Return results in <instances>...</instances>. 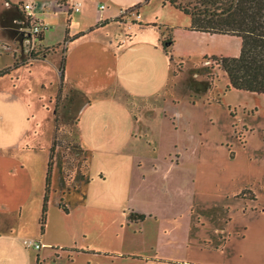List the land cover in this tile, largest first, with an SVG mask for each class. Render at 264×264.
<instances>
[{
    "label": "rangeland",
    "instance_id": "374dc122",
    "mask_svg": "<svg viewBox=\"0 0 264 264\" xmlns=\"http://www.w3.org/2000/svg\"><path fill=\"white\" fill-rule=\"evenodd\" d=\"M48 1L34 2L38 4V17L48 22L45 44L53 47H48V51L41 42L36 43V46H27L22 53L21 49H7L4 46L10 44L13 48L18 25L13 21L16 10L5 0H0V70L11 66L14 61L24 62L32 51L38 58L44 55L45 59L57 50L63 51V40L69 27L67 13H60L59 10L55 12L49 3H45ZM164 1L151 0L146 6L153 11L156 23L162 25L172 12L190 23L189 17L171 11L170 7L164 5ZM124 16L127 24L116 22L103 31L113 33L116 30L120 34L119 43H127L119 60L116 58V61L107 62L105 59L92 57L89 62L100 70L105 69L103 78L108 77V69L112 65L115 79H112L113 85L109 88H104L103 81H98L100 76L96 79L92 90L87 94L91 105L81 116V140L88 149L91 163L90 179L85 185L90 194L86 205L76 202L75 194L68 196L66 182L65 189L62 188L64 182L56 164L57 154L55 156L44 231L41 230L44 198L39 227L34 231L37 232L38 240L43 235L47 238L42 254L40 251L36 252V255H42L45 264H150L145 263L143 255L151 260L184 259L190 220L195 213V179L199 154L202 152L201 134L206 127L215 132L222 131L225 127L223 119L206 118L209 112L217 110L216 107L208 109L207 100L215 98L222 106L230 105L233 111L239 107H264V97H257L252 92L228 89L226 78L222 74L218 75L217 71V78L211 89L208 88L211 85L209 73L206 75L207 83L203 70L196 71L191 66L174 83L167 85L171 74L169 62L162 50L161 38H158L155 46H151L146 39L153 31H142V21L133 25V20H138L137 15L127 12ZM170 35L163 40H167ZM220 38L238 43L240 54V39L235 36ZM206 45L211 46L210 42ZM167 47L170 51L169 43ZM189 60L198 63L202 57H192ZM50 66L48 61L45 69L38 67L37 74H43L44 70V73H48V83H55L57 77ZM173 66L175 67L174 64ZM176 66L179 71V64ZM195 71L198 73L196 76ZM37 77H30L27 68H21L18 74L0 78V201L12 208L22 205L28 189L30 190L29 184L34 185V170L37 171L40 166L43 170H48V153L55 134L56 91L48 84V90L43 89L39 94L37 84L40 80ZM117 78L121 79L125 89L116 90ZM58 101V118L62 121L61 110L65 105L63 92ZM217 105L216 103L215 106ZM149 120L152 127L147 136L149 146L138 144L140 137L147 135L144 130L149 126ZM141 129H144L143 132ZM70 131L71 129L63 128L58 132V138L68 147V161L76 156L77 165L82 164L84 168L86 163L82 162L83 153H76V147L67 144L71 141ZM57 153L62 160L61 151ZM260 158V153L253 156L252 169L255 172L262 170ZM157 164L158 168L156 166V169H152ZM231 165L222 164L223 174L231 169ZM242 166L240 164L239 168L248 172ZM15 167H18V172L12 173ZM105 171L107 177L103 180L102 172ZM76 185L78 194L83 196L85 188L79 182ZM43 186L45 189L46 177ZM128 186L132 187L131 191ZM230 195L215 193L204 198L210 206L206 208L208 211H203V216L214 219L215 223L232 219L236 224L248 218L254 208L249 200L252 199V190H245L240 194L249 198L244 200L246 206L243 205L249 210L246 214L241 209V202H238V209L236 204L229 202L227 197ZM68 199L74 206L68 203L70 211H65L63 204ZM23 203L27 204V199ZM257 208L256 214H253L255 217H249L255 218L254 225L251 226L255 248L260 244L264 245V193ZM141 213H145V217L141 218ZM18 214L19 212L10 216L13 220L20 221ZM2 216L9 221L8 216ZM125 218L130 219V225H127ZM120 222L122 224H118ZM32 226H35L33 222L27 224V220L22 219L20 230L27 235L33 231ZM243 229L239 227L238 232H243ZM29 239L34 241V238ZM27 243L30 244V241Z\"/></svg>",
    "mask_w": 264,
    "mask_h": 264
},
{
    "label": "crops",
    "instance_id": "0c3cea01",
    "mask_svg": "<svg viewBox=\"0 0 264 264\" xmlns=\"http://www.w3.org/2000/svg\"><path fill=\"white\" fill-rule=\"evenodd\" d=\"M29 1L36 2V0L6 1L7 4L11 5V8L16 10V16H14L13 21L16 25H18L17 33L13 39L14 46L11 48L12 46L10 44L4 45L7 47V49H21L20 51L24 53L25 48H27V39L24 36L22 28L26 25L27 16L22 8V4ZM150 1L151 0H67V5H60L56 0H49L48 2H45L46 4L49 3L52 8H54L55 12L56 10H59L58 12L64 14L66 12L68 17L67 20H69V27L68 31H66L64 40L66 37L73 40L66 43L67 52L65 55L66 61L63 81L61 79L60 69L62 53L59 50L51 53L50 56L45 60H34L30 63L20 66L12 73L18 74L21 68H27V73L30 77L38 76L37 78L40 80V82L37 84L39 94L43 89L45 91L48 90V84L53 90L56 91V96L58 95L61 87L63 88L65 105L61 110L62 121H77L76 134L78 141L82 145V157H85L89 164L87 174H84L80 171V169L77 168L78 170L74 176L75 187H77L76 183L79 182V184L85 188L86 183H88L90 179L91 163L89 152L88 149L83 146L81 140V116L91 105L87 94L90 90H92V86H94V82L99 78V76L100 78L98 81H103L102 84L104 88L111 87L113 85L111 83L112 79H115L112 65H110L108 69V77L103 78L102 76L105 72V69L100 70L97 66H91L89 64L90 59L92 57H96L99 59H105L107 62H111L116 61L117 58L118 61L123 47L127 45V43L123 45L124 42H122V44L119 43L120 34L116 30L113 33L108 31L103 32L107 26L116 22H125L127 24L125 18H122V20L118 21L119 17H123L126 11L131 10V8L142 3L139 8L130 11L132 15H137L138 17V20H133L132 24L135 25L136 22L142 21V23H140L142 25L140 26V29H143L142 31H153L148 34L149 36H147L146 39L148 44H151V46H155V44H157L159 41L158 38H161L160 41L162 45V41L165 36L171 34L174 38V43L170 47V56L173 57L175 67L176 64L181 62L183 63V68L178 71L177 75L173 76L171 71L172 63L170 62V56L165 53L162 45L164 55L169 62L168 66L169 72L171 74L168 78L167 85L174 83L175 79L186 72V68L189 66H191V68L195 69L196 71L203 70L202 74L204 75L205 81L208 83L206 78L208 73V63L203 61L204 57H234L238 56L239 54L238 43L236 44L233 41L230 42V40H226V38H220L233 37L232 35L210 34L206 32L190 30L191 17L170 4L164 3L166 7H170L172 9L171 11L183 13V15L189 17L190 19H187L190 20V23L187 20L180 19L178 16H176L175 12L170 13L163 21L162 25L156 23L153 11L146 8ZM19 3H21V5L17 6ZM75 5L80 7L79 12L74 11ZM102 6H104V8H102ZM38 12L39 10L36 11L37 16H39ZM40 20L48 25V22L45 20ZM153 24L156 25L152 26ZM43 33V46L53 47L46 46L45 31ZM79 34L82 35L76 37ZM237 38L240 39L239 37ZM64 40L63 43L65 42ZM34 42L36 41L34 40ZM209 42L211 46L206 45ZM39 43H41V41ZM213 44L216 46H213ZM230 46H232V48ZM192 57H202V60L198 63H194L189 60ZM48 61L51 63L50 69L56 74L57 77V81H55V83L54 81L48 83V73H44V70H42L43 74H37L38 67L45 69ZM215 70L219 72L218 75L222 74L226 78V83L229 84V79L226 74L222 71H219L218 68H215ZM196 71L194 73L195 76L198 75ZM12 74L6 76H11ZM120 80V78H117L116 90L125 89ZM212 87L209 86L208 88L211 89ZM232 90L244 91L238 89ZM255 94L257 97H264V94ZM207 102L208 109H213L216 107L217 110L213 113L209 112L206 115V118L210 119L218 117L223 119L222 123L225 124V127L222 131L218 132L211 131L206 127V129H204L201 134V138L203 140L202 152H199L198 174H196L197 177L195 179V213L190 220L185 258H163L151 260L143 255L142 258L145 259V263L264 264V245L260 244L255 248V245L252 241L251 230V226L254 225L255 218L249 219L251 215L256 214L258 210V202L264 193V107H255V109H253V107L244 109L239 107L233 111L230 105L228 106L225 104L222 106L215 98H209ZM216 103L218 104L217 106H215ZM148 123L149 126H146L145 130L141 129L142 132L144 130V133L147 135H142L137 142L138 144H145L149 146V137L147 136L150 135L152 127L150 120ZM231 150H234L233 153H231ZM257 153L261 154L260 161L262 163V170L255 172L252 169L254 165L253 156ZM48 154H50V149ZM59 156V153H57V163H55L58 164L61 170V177L64 182V186L62 188L65 189L66 181L63 174L62 160L58 158ZM222 164H232L233 166L231 165V169L226 171V174H223ZM240 164H242L248 170V172L244 170L242 171L241 168H239ZM156 166L158 168L157 164L152 169H156ZM16 172H18V167H15V169L12 170V173ZM106 174L107 171L102 172L103 180H106ZM46 176L47 170H43L42 166H40L37 171L34 170V185L32 186L28 183L30 190L28 189L27 196L23 200V202H25L27 199V204L24 205L22 202L20 207L12 208L11 206H8L4 202L0 201V264H37V258H40V264H45L41 254L44 244L47 242V238L45 235H43L42 239H40L41 241L38 240L37 232L34 231H36V227H39L38 222L41 216L42 201L45 195V186H43V180ZM30 181L31 179L29 182ZM32 188H34V190H32ZM129 189L131 191L132 187H129ZM249 189L252 190L255 197L252 195V199H249L240 195L245 190L248 192ZM78 191L76 188H74L73 191L71 190L68 192V196L75 194L74 200L80 204L86 205L85 203L90 197L88 190L85 188V192L82 191L83 196L78 194ZM215 193L231 194L229 197H227L229 202L236 204L235 207H237V209L239 206L238 202H241L242 204L240 206H242L241 209L245 214L249 210L247 207L243 206L247 204L244 200L249 199L251 201L250 204L254 206V208L252 209L251 214L248 215V218L239 221V224L233 222L232 219H226L225 222L222 221L215 223L214 219L206 218L202 214L203 211L206 210L208 206H210L208 200L203 199ZM219 196L223 197L222 195ZM231 196H233L232 199ZM69 200L70 199L65 201L63 206H65V208L70 211L68 205ZM61 201H63V199H61ZM79 203H77V205ZM17 212H19L18 218L20 221H15L10 216ZM144 214L141 213L139 216H143ZM2 215L8 216L9 221H6ZM139 216H135V218H140ZM195 217H197L199 220H197ZM230 217H232V215H230ZM258 217L261 218V216ZM22 219L27 220V224L33 222L35 225L32 226L33 231H30L31 233L27 235L24 234L22 230H20ZM108 219L110 221V218ZM124 220H126L127 225L131 224L130 219L125 218ZM24 224L25 223L23 221V227ZM118 224L122 223L120 222ZM239 227L244 228L243 232H238ZM234 232L235 235H233ZM107 234H109V231H107ZM29 238H34L33 240L35 242L42 243L43 247L37 249L33 244H28L27 242L32 241V239ZM37 251H40L41 254L36 255Z\"/></svg>",
    "mask_w": 264,
    "mask_h": 264
},
{
    "label": "trees",
    "instance_id": "16d2710c",
    "mask_svg": "<svg viewBox=\"0 0 264 264\" xmlns=\"http://www.w3.org/2000/svg\"><path fill=\"white\" fill-rule=\"evenodd\" d=\"M7 1V0H6ZM60 5H67V0H56ZM165 4H170L173 7L179 9L186 15L191 17L190 30L206 32L210 34L219 35H232L237 36L241 39V51L238 56H214V57H204L203 61L208 63V78L210 81V87L214 85L215 82V68L226 74L229 79L228 89H238L244 91L255 92L258 94H264V0H191L190 2H185L184 0H165ZM142 3L131 8L124 13L137 9ZM21 5L19 3L17 6ZM123 17H119L122 20ZM46 24V23H44ZM47 25V24H46ZM153 24L152 26H155ZM48 26V25H47ZM48 29H45L46 31ZM43 31V32H44ZM41 32L36 36V43L44 40V33ZM77 35L76 37L81 36ZM75 37V38H76ZM68 37L65 38V48L62 53L61 62V79L64 78V68L66 61L67 47L66 43L72 41ZM172 45L174 43L173 36H169L167 40L162 41L163 50L169 55L167 44ZM29 46V44H27ZM48 48V47H47ZM56 49L58 48L55 47ZM49 51V48H48ZM33 52V51H32ZM29 52L27 58L24 62L19 63L15 61L11 66L5 67L0 70V77L12 74L20 66L30 63L34 60L45 59L44 55L40 58L36 54ZM170 56V55H169ZM31 60V61H30ZM171 71L173 76L177 75L178 71L176 67L173 66V58L170 56ZM175 65V63H174ZM180 70L183 68V63H179ZM63 92V88L59 90L56 96L57 104L55 110V134L53 137V143L50 148L49 163L46 176V188L45 196L43 202V215L41 217V230L44 231V225L47 216V205H48V194L50 192L52 183V170L55 164V156L60 150L62 154V166L65 181L68 186V191L70 192L75 188L74 176L78 169L84 174H87L89 164L85 157L82 161L86 163L85 167L77 165L76 156L68 161L66 150L68 147L59 140L58 132L62 129H71L69 138L71 141L67 144L76 147V153L82 150V145L78 141L77 137V121L75 120H63L59 121L58 118V106L59 97ZM64 140V139H63ZM71 146V147H72ZM64 148V150H63ZM78 168V169H77ZM253 197H255L253 195ZM255 199V198H254ZM62 207V204H60ZM66 211L67 209L64 208ZM141 218L144 216H140ZM37 264H40V258H37Z\"/></svg>",
    "mask_w": 264,
    "mask_h": 264
},
{
    "label": "built area",
    "instance_id": "2783aa9c",
    "mask_svg": "<svg viewBox=\"0 0 264 264\" xmlns=\"http://www.w3.org/2000/svg\"><path fill=\"white\" fill-rule=\"evenodd\" d=\"M22 8L26 13V25L23 28L24 36L27 39V44H34L36 41V36L43 32L45 29H48V26L44 24L37 16L38 4H35L34 1L25 2L22 4ZM104 8V6H102ZM74 11L79 12L80 7L78 5L74 6ZM30 244H33L37 249L43 247V244L40 242L30 241Z\"/></svg>",
    "mask_w": 264,
    "mask_h": 264
}]
</instances>
